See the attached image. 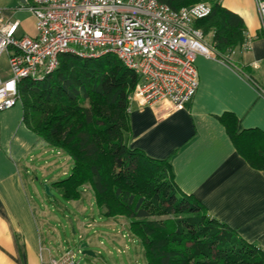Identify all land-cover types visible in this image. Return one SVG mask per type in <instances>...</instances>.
<instances>
[{
    "label": "crops",
    "instance_id": "0c3cea01",
    "mask_svg": "<svg viewBox=\"0 0 264 264\" xmlns=\"http://www.w3.org/2000/svg\"><path fill=\"white\" fill-rule=\"evenodd\" d=\"M215 1L242 20L245 46L232 50L229 62L196 55L198 87L184 108L174 110L169 101L143 106L131 102L129 146L151 158L168 159L173 181L183 194L201 202L211 217L245 242L264 250V24L256 0ZM0 9L5 22H18L16 37L35 34V20L24 3L0 0ZM9 76L4 53L0 77ZM232 127L235 139L229 133ZM47 149L54 150L25 124L21 102L0 111V264H49L63 254L64 245L50 249L56 240L47 221L51 217L34 205L25 186L33 184L28 177L35 168L55 172L57 163L45 158ZM80 198H62L73 216L71 223L118 238L113 232L119 231L117 223L124 224V218L98 212V220L86 219Z\"/></svg>",
    "mask_w": 264,
    "mask_h": 264
},
{
    "label": "trees",
    "instance_id": "16d2710c",
    "mask_svg": "<svg viewBox=\"0 0 264 264\" xmlns=\"http://www.w3.org/2000/svg\"><path fill=\"white\" fill-rule=\"evenodd\" d=\"M159 1L174 10L205 3ZM207 4L209 14L196 19L194 27L204 41L209 39L205 42L217 58L229 62L227 55L246 44L244 24L215 0ZM137 81L113 56L63 55L43 81L18 83L27 127L72 161L70 175L52 187L66 201L79 199L88 188L100 215L126 219L142 246L144 264H264L259 245L245 242L177 188L168 159L151 158L129 146V96ZM233 129L229 133L235 139ZM152 211L164 219L152 218Z\"/></svg>",
    "mask_w": 264,
    "mask_h": 264
},
{
    "label": "built area",
    "instance_id": "2783aa9c",
    "mask_svg": "<svg viewBox=\"0 0 264 264\" xmlns=\"http://www.w3.org/2000/svg\"><path fill=\"white\" fill-rule=\"evenodd\" d=\"M24 6L35 20L33 36L16 37L18 22H5L0 9V56L7 54L10 72L0 77V111L20 102L21 80L43 81L63 55L113 56L138 77L129 103L169 101L178 110L198 87L196 55L217 58L194 27L210 12L204 2L177 10L159 0H25ZM256 8L264 24V0H256ZM75 255L66 250L49 264H77Z\"/></svg>",
    "mask_w": 264,
    "mask_h": 264
},
{
    "label": "rangeland",
    "instance_id": "374dc122",
    "mask_svg": "<svg viewBox=\"0 0 264 264\" xmlns=\"http://www.w3.org/2000/svg\"><path fill=\"white\" fill-rule=\"evenodd\" d=\"M46 152L45 158L53 164L57 163V165H54L55 172L44 173L35 168L36 170L33 169L34 174L28 177L33 179V184L28 186L26 183L25 186L28 196L34 201V205L42 211H47L51 217L47 221L54 227L55 231L52 234H54L56 240L50 245V249L60 250L61 246L64 245L62 252L72 250L76 254L77 264H144L142 246L129 233L126 219H123L124 224L117 223L119 231L113 232V234H117L118 238L114 236L113 240L100 231L95 230L93 233L91 229L81 230L76 228L75 223H71V217L73 216L65 210L66 202L50 183L54 180L66 179L71 173L72 161L62 152L57 153L56 150L51 149H47ZM46 187L49 188V192L46 191ZM79 202H83L86 206L82 212L86 219H99L100 216L94 203V197L88 188L86 193L81 192ZM152 218L164 219V217L158 216L155 211H152ZM79 234L83 236L82 240L78 238ZM122 235H125V237L122 238ZM82 243H86L87 247L80 248ZM84 249H87L93 255L82 254Z\"/></svg>",
    "mask_w": 264,
    "mask_h": 264
},
{
    "label": "water",
    "instance_id": "95a60500",
    "mask_svg": "<svg viewBox=\"0 0 264 264\" xmlns=\"http://www.w3.org/2000/svg\"><path fill=\"white\" fill-rule=\"evenodd\" d=\"M19 2H21V3H25V0H18ZM46 191L47 192H49V188L48 187H46ZM87 247V244L86 243H82L81 245H80V248H86ZM82 254H86V255H93L90 251H88L87 249H84L83 251H82Z\"/></svg>",
    "mask_w": 264,
    "mask_h": 264
}]
</instances>
